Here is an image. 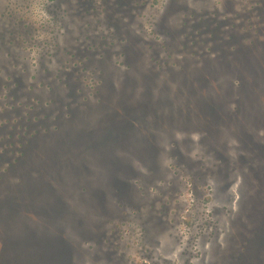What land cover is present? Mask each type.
Returning <instances> with one entry per match:
<instances>
[{
	"label": "rangeland",
	"instance_id": "374dc122",
	"mask_svg": "<svg viewBox=\"0 0 264 264\" xmlns=\"http://www.w3.org/2000/svg\"><path fill=\"white\" fill-rule=\"evenodd\" d=\"M0 264H264V0H0Z\"/></svg>",
	"mask_w": 264,
	"mask_h": 264
}]
</instances>
